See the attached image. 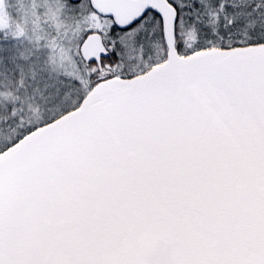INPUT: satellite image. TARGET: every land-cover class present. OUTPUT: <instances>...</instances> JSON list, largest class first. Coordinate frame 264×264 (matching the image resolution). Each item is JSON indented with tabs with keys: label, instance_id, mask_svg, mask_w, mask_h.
<instances>
[{
	"label": "snow or ice",
	"instance_id": "1",
	"mask_svg": "<svg viewBox=\"0 0 264 264\" xmlns=\"http://www.w3.org/2000/svg\"><path fill=\"white\" fill-rule=\"evenodd\" d=\"M0 264H264V0H0Z\"/></svg>",
	"mask_w": 264,
	"mask_h": 264
}]
</instances>
